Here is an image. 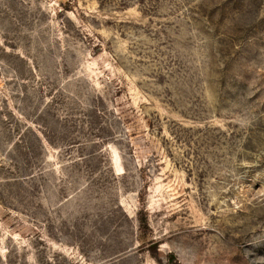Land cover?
<instances>
[{
  "label": "rangeland",
  "instance_id": "rangeland-1",
  "mask_svg": "<svg viewBox=\"0 0 264 264\" xmlns=\"http://www.w3.org/2000/svg\"><path fill=\"white\" fill-rule=\"evenodd\" d=\"M0 264H264V0H0Z\"/></svg>",
  "mask_w": 264,
  "mask_h": 264
}]
</instances>
